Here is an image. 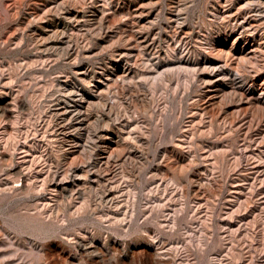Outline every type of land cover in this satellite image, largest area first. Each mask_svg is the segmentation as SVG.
<instances>
[{
  "label": "rangeland",
  "instance_id": "rangeland-1",
  "mask_svg": "<svg viewBox=\"0 0 264 264\" xmlns=\"http://www.w3.org/2000/svg\"><path fill=\"white\" fill-rule=\"evenodd\" d=\"M0 154V264H264V0H0Z\"/></svg>",
  "mask_w": 264,
  "mask_h": 264
},
{
  "label": "bare ground",
  "instance_id": "bare-ground-1",
  "mask_svg": "<svg viewBox=\"0 0 264 264\" xmlns=\"http://www.w3.org/2000/svg\"><path fill=\"white\" fill-rule=\"evenodd\" d=\"M1 155V157H0V161L2 160V157H4V154H0Z\"/></svg>",
  "mask_w": 264,
  "mask_h": 264
}]
</instances>
